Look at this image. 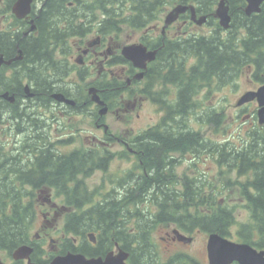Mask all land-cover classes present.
Wrapping results in <instances>:
<instances>
[{
    "label": "flooded vegetation",
    "instance_id": "flooded-vegetation-1",
    "mask_svg": "<svg viewBox=\"0 0 264 264\" xmlns=\"http://www.w3.org/2000/svg\"><path fill=\"white\" fill-rule=\"evenodd\" d=\"M15 1L13 0L9 7H7L6 0H0V16L6 20L10 17L8 25L0 28V45L9 44L10 39L11 43L15 42L11 52L5 54L4 51L0 50V53L3 55L5 61L12 60L16 57L18 50H21L23 53L22 58L19 60H12L9 64H0V95L8 92L14 98L13 102H10L0 96V105L8 102L13 106L11 111L4 112L0 123L5 124L4 126L9 129H13L17 136L21 135L22 137L20 140L6 142V145L0 142V158H7L3 164L8 168L12 165L11 161H17L20 166L19 168L26 172L31 167V164L36 163L39 155H43V150L49 148L62 158L69 157L71 160L76 161L79 166L72 176L64 177V184L61 185V182L59 184L62 187H56L54 184H50L48 182L49 179H44V183L38 188H33L31 183L21 186L24 190L32 191L37 196V220L39 219V214L42 216V220L37 227V232L35 234L30 233L29 238L31 243L48 252L42 256L44 258H50L51 255H53V258L55 255L65 254L71 251L81 253L87 258L101 257L103 259L108 255L117 257L119 254L125 253L127 254V257L124 259L125 264H187V262L182 260L184 258L188 259V264H201V261L194 254L186 249H181L189 248L194 243V233L184 232L173 222L167 224L170 227L169 230L165 231L164 236L159 237L165 243L163 248L158 242H153V237L151 236L146 238L144 235H141L137 238H131L130 234L138 233L139 230H136L137 222L129 219L127 210L128 202L126 196L129 190V180L127 177L129 172L123 174L118 172L116 176L109 174L107 179L106 177L103 178V174L110 170V164L115 154L111 149L115 144L122 145V154L124 155L122 159L125 158V155L128 157L131 155L136 159V162L139 160L138 162L141 165L144 163V160L147 161V156L154 154V152L149 150L145 139L142 138L136 145L133 138L143 134L147 129L155 127L165 115L166 109L161 103L156 101L157 97V100L162 99V101L168 100L171 102L177 97L178 86L176 82H149L151 73L149 74L147 72L151 70L154 73L153 69L156 70L163 64H166L164 60L160 59L159 51L161 49H183L186 46H190L192 36L207 37L215 31H219L220 35L225 37L235 22V8H232L228 2L229 15L231 17L230 27L224 28L215 16L216 6L213 7V11L203 12L198 7L196 1L191 0L182 4L193 7L195 19L205 16V22L198 24L192 18V8H189L184 13L178 15L176 20L165 26L164 18L174 6L164 14L161 10L160 0H156L153 9L150 8L148 10L145 7L146 0H65L61 5L58 4V9L54 14L50 13L52 14V21L61 23L60 25L62 27L68 20L81 24L90 21V27L83 35L76 34L79 32V30H76L75 34L68 36L63 43L52 46L54 56L63 66L64 72L60 78L50 79V81L53 80L55 82L57 87L36 92L33 91L32 83L27 77L21 79L19 85H17V79L12 77V74L17 67L26 65L24 51L20 46V41L23 38L31 40L38 36L39 28L37 21L43 17L42 11L47 0H32L30 12L23 18L17 17L12 11V6ZM49 1L50 3L48 5L51 8L57 5V1ZM244 1L245 5L241 8L236 7V9H241L245 13L246 0ZM137 3L140 4L139 7ZM263 6L264 1L261 3L260 9ZM28 19L33 20L36 28L25 34L31 25ZM134 19H146L148 22L138 28L129 25L132 35H137L125 43L117 41V38L123 32L122 27L128 24H122L117 34H114V32L102 34L97 29L98 21H132ZM16 20L20 21V23H17ZM203 24L209 27L207 33L200 34L199 31L191 29L192 25L200 26ZM89 35H94V37L83 39L80 44L74 46V50L69 49L68 41L71 37L82 38ZM245 35L246 28L239 26L237 31L238 40ZM16 36L19 37L18 40H16ZM133 43L142 44L147 48V51H155V58L153 60H147L144 69L135 67L121 53L123 46ZM119 56L124 57V60L119 58ZM184 63L187 67L191 66L193 64L192 57H186ZM114 68L118 71H114ZM139 71H142V76L137 79L135 75ZM6 74L7 76H5ZM5 77L8 80L7 82L4 81ZM71 78L86 82V93L83 96L78 93L77 87L73 83L74 81H69ZM3 83L13 86L6 88L1 85ZM103 83L116 84L115 89L120 94V97L116 95L117 98L113 99V101L108 97H104L102 93L108 91L110 88L107 86L98 88V85H102ZM136 84L138 85L137 89L134 88ZM26 85L29 86L28 93H31V95L26 93ZM166 85H170L174 89V95L171 96L167 93L166 88H163ZM149 86H151L150 91L152 88L154 90L155 97L153 98L147 93L146 88ZM93 87L96 88L100 99L104 101V105L107 106L106 113L127 109L128 107L133 108L136 103V96H138L141 104L144 101L152 103L159 111L161 117L157 123L147 126L133 138L121 137L115 132H112L110 126L104 121L106 113L104 115L99 114V109L102 106L92 100V95L89 93V89ZM136 90L137 93L135 92ZM54 94H61L64 100L56 99ZM130 96L134 98L124 103L123 99ZM252 103L255 104L256 108L255 101ZM84 112L89 114L92 126H95L97 129H102L103 134L101 137L90 135L91 142L83 147H79L76 146V117ZM254 114L252 112L247 117H253L252 115ZM188 123V126H176L174 129L177 130L179 128L183 132L192 130L193 127L190 125L189 117ZM71 127H74V130H71ZM161 130L162 128H160ZM53 131L58 135H53ZM4 132L6 133V130ZM9 144L11 150L5 152L3 147ZM63 148H66V150H63ZM82 152H89L93 157H89L88 160L94 161L84 168L80 166ZM160 152L163 154L160 159L158 157L150 159H154L155 164L157 163L158 168L154 170V174L157 173V178L175 179L178 187L171 190V195L184 187L183 180L185 178L187 179V177L193 179L196 175L198 179H201V177L206 178V173L204 172L194 174L192 164L195 155L191 149H186L185 151L181 149L168 151L160 149L159 152L155 151V153ZM96 153L98 157H103L101 154L106 153V156L103 157V166L101 167L92 166L98 161ZM183 155L185 158H182ZM117 158L119 159V157ZM156 159L160 161L157 162L158 160ZM62 164L64 165L65 161H62ZM143 168L141 170L145 172L144 174L150 177L151 170H149V167L145 165ZM97 173H101L102 179L100 178L98 182L90 185L88 180L94 175H97ZM0 175H2V168H0ZM23 178L31 179L29 176H23ZM205 180L207 182V179ZM203 188L205 189L200 193H207V185ZM108 207L110 209L112 207L111 212H113L110 219H104L102 220L103 222H100L97 211H107ZM88 213H90V216H88ZM37 220L35 224L38 223L39 220ZM58 225L61 227L59 228V242L57 243L51 235L50 230H56ZM82 226H84V230L81 234L67 235L64 231L66 227L79 228ZM106 226H109L110 234L105 233L103 238L101 233ZM131 227L132 229H130ZM232 227L233 225L230 228V234L234 235L233 240L243 242L236 238L238 229L233 231ZM175 229L182 234L189 235L192 238L191 241L185 243L179 240L173 232ZM195 230L196 232L200 231L198 228ZM89 233L93 234L92 238L89 236ZM67 236L71 238L72 245L70 246L73 249H78L77 251L65 249L64 238ZM226 237L229 238V236ZM47 243H52L48 250L44 247ZM206 244L207 238L204 249L203 246L197 247L196 249L200 248L204 252L205 264H210ZM31 246L33 247L32 244ZM252 246L258 251L264 250V247ZM62 249H65L66 252L59 253ZM0 256V259L5 264H27L26 259L15 260L12 258V254L8 255L6 252H0ZM31 261L35 262L32 260V256ZM230 264H238V262L233 261Z\"/></svg>",
    "mask_w": 264,
    "mask_h": 264
},
{
    "label": "trees",
    "instance_id": "trees-1",
    "mask_svg": "<svg viewBox=\"0 0 264 264\" xmlns=\"http://www.w3.org/2000/svg\"><path fill=\"white\" fill-rule=\"evenodd\" d=\"M12 1L6 0L7 7ZM55 1H57V5L52 8L48 5L49 0L44 4L43 17L37 21L38 36L31 40L23 38L25 41H20L26 65L17 67L12 74V77L17 79V85L21 79L27 77L32 83L33 91L36 92L57 87L55 82L50 81V79L60 78L64 72L63 66L54 56L52 46L63 43L68 36L75 34L76 30H79L76 34L83 35L91 23L88 21L81 24L68 20L62 27L61 23L53 22L52 14L57 11L58 4L61 5L65 0ZM172 1L187 3L191 0H160L161 8ZM193 1H196L203 12H210L214 10L213 7L218 0ZM155 2L156 0H146V9H153ZM228 2L232 8H235L236 14L235 22L225 37L220 35L219 31H215L207 37L192 36L190 46L183 49H161L159 56L166 64L156 70L153 69L154 73L151 70L147 72L151 73L150 83L176 82L178 92L176 99L172 102L157 100L158 97L156 98V101L165 107V115L155 127L149 128L143 134L133 138L136 145L142 138L145 139L149 150L154 152V156H147V161L144 160L143 163L151 170L150 177L141 170L142 166L138 160L136 163L138 172L131 171L127 177L129 180V190L126 196L127 210L130 220L134 219L137 222L136 230H139L138 233H131V238H137L141 235L148 238L150 229L155 225L172 222L184 232L190 233L193 229L198 228L207 233L217 232L224 236H231L230 228L236 223L233 207L221 205L217 199V193L222 192L223 184L207 177L198 179L195 175L193 179L185 178L183 184H186L181 188L182 191L177 190L171 195V189L174 190L178 187L175 179H159L156 177L157 173L154 174V170L158 166L154 159L150 158L158 157L160 159L163 155L161 152L155 153V151L159 152L160 149L167 151L191 149L195 158L200 153H208L216 157V163L226 169V185L229 184L230 174L233 172L239 179L245 177L244 181H236V185L240 187L239 195L244 199L249 210L250 220L239 225L236 238L257 247H264V128L262 127V131L259 129L247 131L246 137L242 139L240 145H235L230 141L217 143L193 128L187 132L180 131L179 128L174 129L176 126L189 125L188 117L190 114L196 113L199 107L196 96L203 87L214 85L219 87L229 83L246 68L255 82L264 83V6L258 13L246 15L241 9H236V7L241 8L245 5L244 0H228ZM137 4L139 7L140 4ZM16 21L20 23V21ZM147 22L146 19H134L132 21L102 20L97 22V29L102 34L107 32L117 34L122 24L138 28ZM239 26L246 28V35L240 40L237 38ZM17 36L15 37L16 40L19 39ZM10 40L7 41L9 44L0 45V50L4 51L5 54L14 48L15 42L11 43ZM186 57L193 59V64L189 67L184 63ZM119 58L124 60L122 56ZM1 85L6 88L13 86L5 83ZM105 86L110 89L102 95L112 101L116 99V95H118V91L115 89L116 84L103 83L98 85V88ZM150 88L151 86L147 87L146 90L148 95L153 98L155 97L154 90L152 88L150 91ZM135 92L137 93V91ZM12 107L8 102L0 105V121L4 112L11 111ZM204 114L205 112L199 113L200 118L210 124L216 125L220 122L221 113L219 111H210L205 116ZM252 116L256 119L255 114ZM160 128H162L161 131ZM160 146L161 148H159ZM43 151V155H39L36 159L37 164H31L26 172L19 168L17 161H11L12 165L8 168L3 164L7 158H0V168H2V175H0V252H6L10 255L17 247L23 244H32L34 247L32 260L37 264H48L53 255L50 258L42 257L48 252L30 241V232L37 220L36 204L38 199L32 191L24 190L21 186L31 183L33 188H38L44 183V179H49L50 184L62 187L59 184L60 182L61 185L64 184V177L72 176L79 167L76 161L69 157L62 158L49 148ZM101 155L105 157L106 153ZM96 156L98 157L97 153ZM89 157H93V155H90L89 152L81 153L80 166L82 168L94 162L88 160ZM103 157H98L97 163L92 166H103ZM62 161H65L64 165ZM23 176H29L31 179L23 178ZM205 185H207L208 193H200L205 189L203 188ZM144 204L156 206V212H151ZM111 209L108 207L107 211H97L98 220L103 222L104 219H110L113 213ZM83 230L84 226L79 228L66 227L64 231L67 235H75L81 234ZM103 231L101 234L104 238L105 233L110 234L109 226H106ZM70 245H72L71 238L67 236L64 238L65 249L78 250L73 249ZM65 249L59 253H65ZM182 260L188 264L187 258Z\"/></svg>",
    "mask_w": 264,
    "mask_h": 264
},
{
    "label": "rangeland",
    "instance_id": "rangeland-1",
    "mask_svg": "<svg viewBox=\"0 0 264 264\" xmlns=\"http://www.w3.org/2000/svg\"><path fill=\"white\" fill-rule=\"evenodd\" d=\"M175 4H177L176 1L166 3L161 9L162 13L165 14ZM8 18L9 19L6 20L4 17L0 16V28H3L8 25V22H10V17ZM130 28L131 27L129 25H124L122 27L123 32L121 33L120 37L117 38V41L125 43L127 40L136 37L137 34L132 35ZM191 29L199 31L200 34H204L208 32L209 27L206 24L200 26L192 25ZM92 36L94 37V35H89L82 38L71 37L68 41V45L70 46L69 49L74 50L75 45L80 44L83 39L90 38ZM247 70V68L242 70L241 73L229 83H225L219 87H216L215 85L206 86L200 91L199 95L196 96V99L199 103V107L195 114L189 115L190 125L193 127L194 130L200 131L203 136L217 143L230 141L235 145H240L242 143V139L246 137L247 131L255 129H259V131L263 130L262 127L258 125L257 121L253 117H245L248 114L252 113L253 108L255 107L254 103L249 102L242 106L236 105L237 100L243 93L248 90H253L259 85L252 79L249 71ZM114 71L118 70L114 68ZM5 76H7V74ZM4 81H8L6 77ZM69 81H74L73 83H75L77 91L81 96L86 93V82L74 78L69 79ZM134 88L137 89L138 85L136 84ZM163 88H166V91L169 95H174L175 91H173L174 89L170 85L163 86ZM133 98L134 97L132 96L125 97L123 101L124 103H126ZM210 111H219L221 113V119L218 124H210L208 121L200 118L199 113L205 112V116L209 114ZM160 117L161 116L159 114V111L152 103L144 101V103L141 104V100L138 98V96H136V103L133 108L128 107L127 109H120L119 111L108 112L104 116V121L110 126L112 132H115L121 137L131 139L147 126L157 123ZM76 120V146L83 147L86 144L90 143V135L101 137V135L103 134L102 129H97L95 128V126H92L91 119L88 113L84 112L80 114V116L76 117ZM4 125L5 124L0 123L1 143L6 145V142L20 140V138L22 137L21 135L17 136L13 129H9ZM4 130H6V133L4 132ZM71 130H74V127H71ZM52 133L53 135H58L55 131H53ZM5 145L3 147V150L5 152L11 150L10 144L7 146ZM63 150H66V148H63ZM111 150L115 153L114 158L110 164V170L104 173L105 175L103 174V178L106 177L107 179L109 174H114L116 176L118 172L120 174H123L131 171H136L137 162L133 156L130 155L128 157L125 155V158L122 159V157L124 156L122 154V145L115 144L114 146H112ZM116 156L119 157V159ZM185 156L183 155L182 158H185ZM214 157L215 156H212L208 153H200V155L194 159L192 167L194 169V174L204 172L206 173L205 176L207 178H211L213 181H219V184H223V187L221 189L222 192L220 194L217 193V199L219 200V203L221 205H229L230 207H233V212L236 221V223L232 227V230L234 231L235 229H238V226L241 223L249 222L250 220L249 210L246 207L244 199H242L239 195L240 187L239 185H236V181H244L245 177L239 179V177L236 176V174L233 172L230 174L229 184L226 185V169L221 165H218L215 160L216 157ZM100 178L102 179L101 173H97V175H94L88 180V183L92 185L98 182ZM144 205H146L147 209H149L151 212H156L157 210L156 206L148 204ZM38 220V223L34 224L30 232L31 234H35V232H37L38 224L42 220L41 214H39ZM60 227L61 226L58 225L56 230H50L51 235L57 243L59 242L58 239ZM169 228L170 227L164 223L157 224L153 228H151L149 233H151L150 236L153 237V242H158L163 248L165 243H163L159 239V237L164 236L165 231L169 230ZM195 232V229L190 232L191 234L194 233V243L189 248L185 246L186 248L181 249H186L190 251L192 254L195 255L198 260L201 261V264H205L204 252L200 248H196L203 246L204 249V244L208 234L207 232H203L201 230L199 232ZM229 238L233 240L234 235L229 236ZM52 243L45 244V249L48 250L50 244Z\"/></svg>",
    "mask_w": 264,
    "mask_h": 264
},
{
    "label": "water",
    "instance_id": "water-1",
    "mask_svg": "<svg viewBox=\"0 0 264 264\" xmlns=\"http://www.w3.org/2000/svg\"><path fill=\"white\" fill-rule=\"evenodd\" d=\"M264 0H246L245 13L250 15L260 11V5ZM32 0H16L12 6V11L17 17H25L31 10ZM192 8V18L195 19V13L193 7L178 4L174 6L164 18L165 26L177 19L178 15L184 13L187 9ZM215 16L219 19V23L224 28L230 26L231 17L229 15V5L227 0H219L215 9ZM198 24L205 22L206 17L201 16L195 19ZM31 23L30 27L26 30L25 34L36 28L32 19H28ZM122 55L130 60L137 68L144 69L146 67L147 60H153L155 58V51H147V48L139 43L128 44L122 47ZM22 51L18 50L16 57L12 60H19L22 58ZM12 60H4L3 55L0 53V64H9ZM142 76V71H139L135 77L138 79ZM25 91L28 93L29 86H25ZM89 93L92 95V100L97 102L102 107L99 109V114L104 115L107 112V106L104 105L97 93L95 87L89 89ZM31 95V93H28ZM0 96L6 98L10 102H13V96H10L8 92L2 93ZM54 97L58 100H64L61 94H54ZM256 100L258 103L257 108V121L260 125H264V84L260 85L255 90H248L243 93L237 100L236 105L240 106L244 103ZM179 240L183 242H190L191 237L180 233L178 230H173ZM92 238L93 234L89 233ZM207 255L210 264H230L233 261L238 264H264V250L258 251L251 244L246 242L233 241L217 232H211L207 238ZM33 247L30 245H21L12 252V257L15 260L26 259L27 264H36L31 261V254ZM127 254H119L117 257L106 256L105 259L101 257L87 258L81 253L67 252L65 254H58L54 256L48 264H125L124 259ZM0 264H5L0 259Z\"/></svg>",
    "mask_w": 264,
    "mask_h": 264
},
{
    "label": "bare ground",
    "instance_id": "bare-ground-1",
    "mask_svg": "<svg viewBox=\"0 0 264 264\" xmlns=\"http://www.w3.org/2000/svg\"><path fill=\"white\" fill-rule=\"evenodd\" d=\"M174 91V90H173ZM123 92V91H122ZM119 96L118 97H120V94H118ZM166 97V96H165ZM168 97V96H167ZM115 110V109H114ZM106 125V124H105ZM108 125V124H107ZM103 127H105V126H103ZM109 133H111V132H109ZM150 139V138H149ZM178 158V157H177ZM215 158V157H214ZM177 160V159H176ZM139 161V160H138ZM143 162V161H142ZM176 163V162H175ZM146 164V163H145ZM142 166V168H143V164L141 165ZM171 166H173V165H171ZM175 166V165H174ZM147 168V167H146ZM134 169H136V168H134ZM144 169V168H143ZM138 169H136V171H137ZM138 172V171H137ZM145 173V172H144ZM182 180V179H181ZM185 181V180H184ZM189 181V180H188ZM170 184V183H169ZM184 184H186V183H184ZM173 186H175V185H173ZM119 188H120V186H119ZM170 188H171V185H170ZM170 190V189H169ZM172 190V189H171ZM153 211V210H152ZM129 224V223H128ZM119 227V226H118ZM117 227V228H118ZM125 230V229H124ZM184 231V230H183ZM151 234V233H150ZM185 259V258H184Z\"/></svg>",
    "mask_w": 264,
    "mask_h": 264
}]
</instances>
